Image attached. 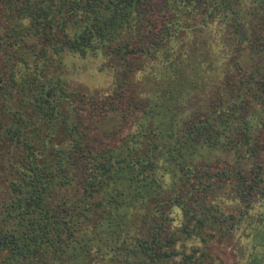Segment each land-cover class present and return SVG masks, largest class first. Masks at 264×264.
<instances>
[{"label":"trees","instance_id":"1","mask_svg":"<svg viewBox=\"0 0 264 264\" xmlns=\"http://www.w3.org/2000/svg\"><path fill=\"white\" fill-rule=\"evenodd\" d=\"M264 264V0H0V264Z\"/></svg>","mask_w":264,"mask_h":264},{"label":"rangeland","instance_id":"2","mask_svg":"<svg viewBox=\"0 0 264 264\" xmlns=\"http://www.w3.org/2000/svg\"><path fill=\"white\" fill-rule=\"evenodd\" d=\"M231 249L224 247L216 246L213 249V256L215 261L213 264H234L235 257L231 254ZM210 264V263H209Z\"/></svg>","mask_w":264,"mask_h":264}]
</instances>
